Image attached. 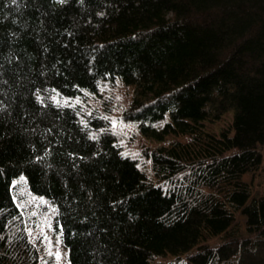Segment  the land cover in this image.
<instances>
[{"label": "trees", "instance_id": "trees-1", "mask_svg": "<svg viewBox=\"0 0 264 264\" xmlns=\"http://www.w3.org/2000/svg\"><path fill=\"white\" fill-rule=\"evenodd\" d=\"M117 83L139 159L82 104ZM263 157L264 0H0V264L39 261L19 180L68 264H264Z\"/></svg>", "mask_w": 264, "mask_h": 264}, {"label": "rangeland", "instance_id": "rangeland-1", "mask_svg": "<svg viewBox=\"0 0 264 264\" xmlns=\"http://www.w3.org/2000/svg\"><path fill=\"white\" fill-rule=\"evenodd\" d=\"M130 96V87H125L120 83L114 86L102 85L97 94L86 96L82 104L89 112L94 109L97 114L106 117L110 123L109 128L124 152L139 159L140 153L145 148L152 149L157 144L143 137L138 132L136 123L124 119L123 113L128 107ZM53 98L56 101L59 100L55 95ZM59 101L73 104L77 102L75 99H60ZM228 121L227 116L223 121L213 125L211 129L217 131ZM254 189L264 193V157L262 167L255 179ZM15 191L18 193L16 195L17 204L24 217L29 239L39 251L38 264H68L67 250L62 246L58 233L52 227V218L55 214L53 206L45 199L29 194L20 180L17 182ZM210 243L213 246L218 245L220 239L211 240ZM153 262L154 264H187L185 257L175 260L170 256L156 257Z\"/></svg>", "mask_w": 264, "mask_h": 264}, {"label": "snow or ice", "instance_id": "snow-or-ice-1", "mask_svg": "<svg viewBox=\"0 0 264 264\" xmlns=\"http://www.w3.org/2000/svg\"><path fill=\"white\" fill-rule=\"evenodd\" d=\"M60 2H63V0H60Z\"/></svg>", "mask_w": 264, "mask_h": 264}]
</instances>
